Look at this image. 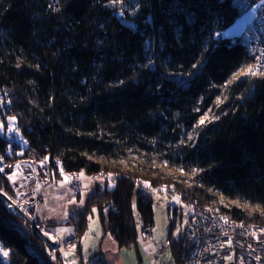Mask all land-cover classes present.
<instances>
[{
	"label": "trees",
	"instance_id": "trees-1",
	"mask_svg": "<svg viewBox=\"0 0 264 264\" xmlns=\"http://www.w3.org/2000/svg\"><path fill=\"white\" fill-rule=\"evenodd\" d=\"M240 16L221 0H0V119L27 141L0 137V156L115 179L70 220L79 239L97 213L134 247L137 220L155 222L135 197L145 183L264 228V72L226 34ZM11 177L0 171V264H39L27 240L49 246L9 208ZM171 247L183 264L191 244Z\"/></svg>",
	"mask_w": 264,
	"mask_h": 264
},
{
	"label": "built area",
	"instance_id": "built-area-1",
	"mask_svg": "<svg viewBox=\"0 0 264 264\" xmlns=\"http://www.w3.org/2000/svg\"><path fill=\"white\" fill-rule=\"evenodd\" d=\"M230 1L240 13L232 34L242 37L243 44L254 59L252 73L264 72V0ZM0 171L5 177L16 176L14 183L18 201L4 196L10 209L20 214L33 228L38 230L33 208L42 203L41 190L53 182V176L34 158L19 159L8 163L0 156ZM84 172L70 174L72 189L81 183ZM166 188V185L161 186ZM194 215L187 227L191 250L183 264H264V228L261 225L233 220L218 208L194 206ZM30 218V219H29ZM153 229L141 221V238L150 239ZM23 237H27L22 233ZM27 248L37 257L39 264H58L36 249L28 240ZM162 253V251H161ZM85 264H105L101 254L95 255Z\"/></svg>",
	"mask_w": 264,
	"mask_h": 264
},
{
	"label": "crops",
	"instance_id": "crops-1",
	"mask_svg": "<svg viewBox=\"0 0 264 264\" xmlns=\"http://www.w3.org/2000/svg\"><path fill=\"white\" fill-rule=\"evenodd\" d=\"M110 180H114L116 186L114 178L102 175L84 174L81 183L77 186L75 191L72 189L73 181L71 176L62 174L57 178L53 176V182L42 188V203L35 209V215L40 226L39 234L49 246L46 251L49 252L50 257L53 256L55 258L54 260L58 261V264H68L64 261L60 250V246L64 241L67 249H72V247L77 246L76 253L80 254L81 259L86 258V260L82 261L84 264L98 254L103 256L105 264H125L123 249L137 248L139 251L138 240L141 241L140 246L145 252L150 255L156 254V252H154V245H157L158 235L155 228V220L154 225L151 227L153 229L152 236L148 240L141 238V221L137 220L139 235L137 244L134 247H121L103 226L97 213H95L91 222H88L83 238L79 239L77 237V229L72 224H69L70 220L72 217L76 216L84 208L86 202L99 191L105 189L112 190L109 187ZM43 230L44 234L48 237L43 235ZM173 242L175 241L173 240L172 243ZM172 243L169 245L171 250ZM165 252L164 249L158 250L160 257L164 255ZM45 254L48 256V253Z\"/></svg>",
	"mask_w": 264,
	"mask_h": 264
},
{
	"label": "rangeland",
	"instance_id": "rangeland-1",
	"mask_svg": "<svg viewBox=\"0 0 264 264\" xmlns=\"http://www.w3.org/2000/svg\"><path fill=\"white\" fill-rule=\"evenodd\" d=\"M236 27L237 25L233 26L228 32H226V34L230 35ZM0 137L5 138L11 144L16 143L22 148L27 147V141L21 132L15 117H9L6 122H3L0 119ZM11 144H9L10 147L12 146ZM11 178L15 179L14 176ZM109 182L110 189H114V180H110ZM141 194L148 196L153 203L154 218L156 221L155 228L158 235L157 245H154V252H156V254L150 255L149 253L145 252L140 246L141 241L138 240L140 252L137 250V248L123 249L125 264H175L173 253L169 245L173 240L175 242L184 240L186 245L190 246V239L186 232L189 221L194 215V205L184 200L180 193L173 192L172 190H168L163 187L154 188L147 183L142 185L140 184L136 188L135 197ZM33 209V215L35 216V221L37 223L38 221L35 215L36 207ZM93 217L91 219H93ZM30 228L33 230L31 225ZM35 231L38 233L40 232L38 230ZM43 235L48 237L44 234V230ZM64 242H62V245L60 246L64 261H66L68 264H84L82 261L86 260V258L81 259L80 254L76 253L77 246L72 247V249H67ZM160 249H164L166 251L161 257L158 254V250ZM47 253L51 261L58 263V261L54 260L55 258L53 256L50 257L49 252Z\"/></svg>",
	"mask_w": 264,
	"mask_h": 264
},
{
	"label": "bare ground",
	"instance_id": "bare-ground-1",
	"mask_svg": "<svg viewBox=\"0 0 264 264\" xmlns=\"http://www.w3.org/2000/svg\"><path fill=\"white\" fill-rule=\"evenodd\" d=\"M235 8H236V7H235ZM236 9H237V8H236ZM233 26H235V23H234V25H233ZM233 26H232V27H233ZM163 186H164V185H163Z\"/></svg>",
	"mask_w": 264,
	"mask_h": 264
}]
</instances>
